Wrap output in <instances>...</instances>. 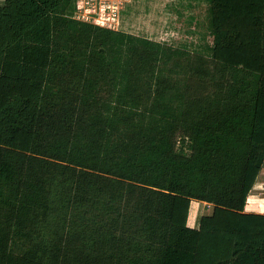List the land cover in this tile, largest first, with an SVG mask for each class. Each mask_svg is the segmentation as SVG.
<instances>
[{
  "label": "trees",
  "instance_id": "1",
  "mask_svg": "<svg viewBox=\"0 0 264 264\" xmlns=\"http://www.w3.org/2000/svg\"><path fill=\"white\" fill-rule=\"evenodd\" d=\"M199 1L190 50L0 0V264H264V0Z\"/></svg>",
  "mask_w": 264,
  "mask_h": 264
},
{
  "label": "rangeland",
  "instance_id": "2",
  "mask_svg": "<svg viewBox=\"0 0 264 264\" xmlns=\"http://www.w3.org/2000/svg\"><path fill=\"white\" fill-rule=\"evenodd\" d=\"M77 5V14L86 15L87 18L91 16L90 20L102 17L99 15H103L104 6V15H107V6L110 5L119 15L117 24H114L116 29L170 45L187 46L190 50H194V44L199 41L198 34L193 31H201L200 25L208 19V4L199 0H77ZM208 39L212 40L211 37ZM187 144L188 139L179 133L176 136L177 148L188 151ZM246 205L250 211L264 213V168ZM211 211L213 205L192 200L188 225L195 226V219Z\"/></svg>",
  "mask_w": 264,
  "mask_h": 264
},
{
  "label": "built area",
  "instance_id": "3",
  "mask_svg": "<svg viewBox=\"0 0 264 264\" xmlns=\"http://www.w3.org/2000/svg\"><path fill=\"white\" fill-rule=\"evenodd\" d=\"M107 8L109 10L108 14L104 15V12H105V6H104L103 15L102 14L99 15V16H102V17H99L97 19H95L96 17H94L92 20H90L91 16H90V18H87L86 15L77 14L78 11H76V17L78 19H81V20H84V21L93 22V23L101 25V26H105V27H109V28H112V29H116L115 25L117 24V20L119 19V15H118L115 7L113 8L112 6L108 5ZM111 9H113V10L111 11ZM77 10H78V5H77ZM116 30H118V29H116Z\"/></svg>",
  "mask_w": 264,
  "mask_h": 264
},
{
  "label": "crops",
  "instance_id": "4",
  "mask_svg": "<svg viewBox=\"0 0 264 264\" xmlns=\"http://www.w3.org/2000/svg\"><path fill=\"white\" fill-rule=\"evenodd\" d=\"M247 207H248V206L246 205V206H245V211H246V212H250V213H261V214H264V213H262V212H254V211H250ZM211 213H212V211H211ZM211 213H210V214H211ZM210 214H208V215H210ZM202 216H204V215H201V216H199V218L195 219L196 224H195V226H192V227H194V228H198V227H199V225H200V219H201Z\"/></svg>",
  "mask_w": 264,
  "mask_h": 264
}]
</instances>
